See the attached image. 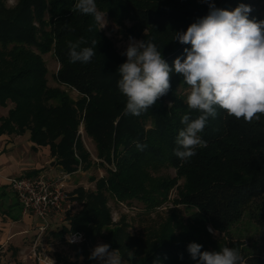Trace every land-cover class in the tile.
<instances>
[{"label":"trees","instance_id":"trees-1","mask_svg":"<svg viewBox=\"0 0 264 264\" xmlns=\"http://www.w3.org/2000/svg\"><path fill=\"white\" fill-rule=\"evenodd\" d=\"M210 2L229 11L248 3ZM75 3L76 0H17L16 6L7 8L0 2V103L7 99L14 102L8 116L0 117V134L15 130V124L29 130L34 145L48 146L52 155L58 149L60 158L55 165L60 171L73 172L78 163L74 149L81 150L83 160H90L76 136V110H83V130L95 142L97 157L113 165L97 182L99 196L100 190H105L119 201H141L150 209L166 202L170 191H175L169 213L148 236L129 235L121 226L101 234L111 249L125 254V259L130 247L135 257L128 264H197L187 251L192 242L201 244L202 251L227 246L242 253L241 243L225 236L247 211H255L254 219L264 227L257 218L264 213V116L247 123L218 109L217 117H209L199 134L206 146L197 147L196 155L187 161L178 159L173 150L184 128L180 120L190 112L185 102L187 94L178 91L179 87L189 88L183 76L173 71L171 89L146 113L138 117L125 115L126 99L117 84L118 68L127 59L93 17L71 11ZM95 3L99 11L139 41L155 43L170 66L177 57L183 59L184 48L191 47L174 40V35L186 31L209 11L206 0ZM126 19L131 21L129 27L124 23ZM249 19L264 20V8H252ZM35 23L47 29L39 35ZM80 37L87 41L81 47H92V41H97L96 54L87 64L69 62L67 42ZM32 47L42 53L52 52L59 63L54 78L80 94L76 102L64 90L47 85L45 62ZM44 101L56 103L43 104ZM197 115L191 112L192 118ZM137 144L146 147L141 151ZM163 168L173 169L174 174L156 175ZM102 209L103 204L85 203L78 212L67 216L69 223L62 231L80 233L85 238L100 232L108 220ZM85 244L75 252L81 261L69 264H100L89 259L91 254ZM242 256L246 264H264V254Z\"/></svg>","mask_w":264,"mask_h":264},{"label":"clouds","instance_id":"clouds-1","mask_svg":"<svg viewBox=\"0 0 264 264\" xmlns=\"http://www.w3.org/2000/svg\"><path fill=\"white\" fill-rule=\"evenodd\" d=\"M206 2L208 14L174 35V40L191 46L184 48L183 59L177 57L170 66L155 43L130 37L122 53L127 60L118 68V91L126 99L124 113L137 117L169 92L173 71L183 76V82L189 86L185 102L190 112L181 117L184 128L176 137L177 147L173 151L184 161L196 155L197 147L206 146L199 134L209 117H217L218 109L247 123L260 121L264 116V20L249 19L252 9L246 4L229 11L217 8L210 0ZM71 11L93 17L102 25L100 29L107 24L106 13L98 10L95 0H76ZM92 30L90 25L88 31ZM83 44H87L84 37L67 42L70 63L87 64L92 60L97 41H92V47H81ZM192 111L199 115L192 118ZM136 146L141 151L146 147ZM187 251L197 264H242L236 248L224 246L216 251H202L201 244L192 242ZM126 256L127 259L119 250L101 243L89 259L100 264H128L135 254L127 250Z\"/></svg>","mask_w":264,"mask_h":264},{"label":"rangeland","instance_id":"rangeland-1","mask_svg":"<svg viewBox=\"0 0 264 264\" xmlns=\"http://www.w3.org/2000/svg\"><path fill=\"white\" fill-rule=\"evenodd\" d=\"M246 1H248L247 5H249L251 9L257 8L259 10H262L264 8V0ZM0 2L7 8H12L17 5V0H0ZM48 17L49 14L46 12L44 15L45 20H47ZM106 20L107 24L105 27L101 28V30L112 40L116 50L119 53L122 54L126 51V48L130 42V37L134 38L136 41H139L136 36L132 35L128 30L126 31L124 27L118 26L113 21H111L107 14ZM124 23L126 27H129L131 25V21L127 19ZM34 25L38 27L39 35L43 29H47V26L41 27L38 25V23H35ZM100 27H102L101 24H99V28ZM31 49L35 53H38L45 62L47 68V85L51 87H58L61 90H64L70 96L72 102H76L80 98V94L72 87L57 82L54 78V74L59 67V63L53 56L52 52L49 51L42 53L39 52L37 48L32 47ZM123 56L127 59L126 55ZM178 91L182 94H187L188 88L179 87ZM48 103L54 104L56 103V101L43 102V104ZM13 106L14 102L11 99H7L0 103V117H7L9 109ZM74 107L77 109L76 105H74ZM76 111V115L79 118V125L78 130L76 131V136H79V140L81 141V143H83L84 148L90 154V160H83L81 156V150L74 149V156L78 161L77 168L75 171L69 172V178L65 182L64 187H62V190L66 196L67 203L69 202L68 205L72 204L73 201H77L79 206L70 205L65 210V213L66 216H70L78 212L85 203H98L104 205V209H102V211L103 214L106 215V218L108 217V220H106L107 223L103 226L100 232L97 231L96 233H94V235L87 238H85L83 235H77L76 237V235L74 236L73 234H71L67 237V241L57 244L56 247L63 245L66 247L64 251H67V249L69 250V252L71 251V249H75L76 251L82 245V243L85 242L86 249L91 254L92 250L98 244L106 243L101 234L114 229L115 226H121L129 235H135L143 238L148 236V232L152 231L160 222H162V220L169 213L170 207L173 206V203L170 199L174 197L175 191H170L169 198L166 202H164L160 206H156L150 209L148 207H145V204L141 201H119L112 197L109 192H105V190H100L101 195L99 196L98 193L100 188H98L97 182L100 178L106 176L105 169L109 168V166L113 167V165H109L106 162H103L101 158L97 157L95 142L83 130L84 111L78 109ZM13 128H15V130H13L12 132L5 131L4 134L17 135L23 134L25 131H27L29 134V130L24 131V128L17 126V124H15ZM54 142H58V140H54ZM58 154L59 152L56 148L54 154H51V156L54 158V161L60 158ZM45 174L52 175L48 170H46ZM167 174L173 175L174 170L171 168H163L156 173V175L161 176ZM180 207L182 208V206ZM253 214H255V211H253L252 213L247 211L239 221L231 226L229 230V236H225L227 240L238 241L239 243H241V246L243 247V252H240L242 257V264H246L245 257L242 256L243 253L246 255L264 254V227L262 228V226L258 224V220L254 219ZM262 215L261 217L258 216L257 218L264 223V218H262ZM208 230L210 231V228H208ZM78 239L79 241H77ZM74 240L78 243L73 242ZM129 248L130 247L128 246V250ZM61 256H64L63 259H69L68 255L62 254ZM95 261L99 262L98 260Z\"/></svg>","mask_w":264,"mask_h":264},{"label":"crops","instance_id":"crops-1","mask_svg":"<svg viewBox=\"0 0 264 264\" xmlns=\"http://www.w3.org/2000/svg\"><path fill=\"white\" fill-rule=\"evenodd\" d=\"M53 161L49 147L34 145L27 131L17 135L0 134V264H68L81 261L75 255V249L69 252L68 249L64 251L66 247L63 245L56 247L71 235L62 231L69 223L66 213L51 218L44 226L42 218L22 211L9 186V179L21 174L45 173L46 170L52 175L58 173L60 167L55 165V161L50 165ZM70 205L79 206L77 201ZM74 234L81 236L80 233ZM62 254L68 255L69 259H63Z\"/></svg>","mask_w":264,"mask_h":264},{"label":"built area","instance_id":"built-area-1","mask_svg":"<svg viewBox=\"0 0 264 264\" xmlns=\"http://www.w3.org/2000/svg\"><path fill=\"white\" fill-rule=\"evenodd\" d=\"M69 174L64 171L53 175L41 171L21 174L10 178L9 186L22 211L39 216L45 226L51 218L61 216L68 208L62 187Z\"/></svg>","mask_w":264,"mask_h":264},{"label":"water","instance_id":"water-1","mask_svg":"<svg viewBox=\"0 0 264 264\" xmlns=\"http://www.w3.org/2000/svg\"><path fill=\"white\" fill-rule=\"evenodd\" d=\"M54 164V161L50 163V165H53Z\"/></svg>","mask_w":264,"mask_h":264}]
</instances>
